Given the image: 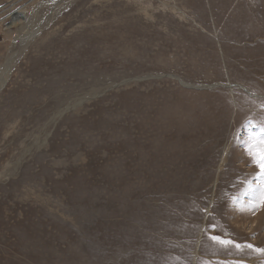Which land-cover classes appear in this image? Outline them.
Listing matches in <instances>:
<instances>
[{"label":"rangeland","instance_id":"obj_1","mask_svg":"<svg viewBox=\"0 0 264 264\" xmlns=\"http://www.w3.org/2000/svg\"><path fill=\"white\" fill-rule=\"evenodd\" d=\"M5 76L0 264H264V0H0Z\"/></svg>","mask_w":264,"mask_h":264},{"label":"snow or ice","instance_id":"obj_2","mask_svg":"<svg viewBox=\"0 0 264 264\" xmlns=\"http://www.w3.org/2000/svg\"><path fill=\"white\" fill-rule=\"evenodd\" d=\"M254 127L258 128V132L249 137V140L246 143L245 151L246 154L251 158L252 163H254L259 168V173H257V176L264 178V124L256 125ZM259 207H264V179H261L260 181L259 200L258 202L253 203L252 211L255 212L259 210ZM210 239L225 247H241L240 244H236L230 239H222L219 236H211ZM246 247L251 248L253 246L246 245ZM256 250L264 252V249Z\"/></svg>","mask_w":264,"mask_h":264},{"label":"bare ground","instance_id":"obj_3","mask_svg":"<svg viewBox=\"0 0 264 264\" xmlns=\"http://www.w3.org/2000/svg\"><path fill=\"white\" fill-rule=\"evenodd\" d=\"M43 1V0H42ZM57 1V0H56ZM8 2V1H7ZM48 2V1H47ZM38 5V3L36 4ZM43 6V5H42ZM147 15V14H146ZM37 16V13H27V12H24L22 14H20L19 16L15 17L13 20H15V24H17L18 20L21 21L20 25H25V23H30V24H27V26L31 25L33 27L32 31H28L26 33H24L21 37H20V40L21 41H24L23 39H30L33 35H35L34 33H39V31L41 30V26L40 25H35L33 21H30V20H35V17ZM21 19V20H20ZM17 22V23H16ZM22 27V26H21ZM31 27V28H32ZM19 28V27H18ZM24 30V29H23ZM11 31V30H10ZM9 32V31H8ZM13 31H11L12 33ZM24 32V31H23ZM10 33V34H11ZM14 33H15V30H14ZM22 33V32H21ZM15 35V34H14ZM19 36V35H18ZM17 38V37H16ZM93 40V39H92ZM26 41V40H25ZM95 41V40H94ZM97 41V39H96ZM92 42V41H91ZM90 47V46H89ZM93 49V48H92ZM90 50V49H89ZM11 61V60H10ZM11 65V64H10ZM171 76V75H170ZM175 77V76H174ZM6 79H7V76L3 77L2 80H1V83L0 84H4L6 82ZM125 82V81H124ZM184 82V81H183ZM188 84V83H187ZM185 85V84H184ZM189 86V85H188ZM196 87V86H195ZM100 95V94H99ZM78 98V97H77ZM79 99V98H78ZM84 99L81 100V102H83ZM79 103V104H78ZM74 104H78L80 105V101H76ZM74 104L73 105H69L68 107H74ZM77 105V106H78ZM67 107V108H68ZM57 115V114H56ZM58 121V120H57ZM249 200V199H248ZM257 201V200H256ZM258 221V220H257ZM256 222V221H255ZM257 223V222H256ZM255 223V224H256ZM260 228V227H259ZM258 230V229H257ZM220 235V234H219ZM234 259V258H233ZM238 259V258H237ZM241 259V258H240ZM239 260V259H238ZM247 261V260H246Z\"/></svg>","mask_w":264,"mask_h":264}]
</instances>
